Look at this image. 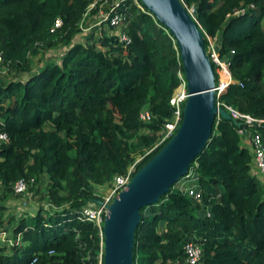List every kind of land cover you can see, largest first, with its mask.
Returning a JSON list of instances; mask_svg holds the SVG:
<instances>
[{
	"label": "trees",
	"instance_id": "trees-1",
	"mask_svg": "<svg viewBox=\"0 0 264 264\" xmlns=\"http://www.w3.org/2000/svg\"><path fill=\"white\" fill-rule=\"evenodd\" d=\"M103 1L0 0V63L6 68L26 69L37 48L66 45L58 61L0 82V131L7 136L0 139V189L12 191L18 178L32 188L41 174L48 181V206L16 217L9 252L0 245V264H102L101 225L80 214L99 200L91 184H110L134 154L152 147L135 170L170 137L154 145L172 118L168 98L179 81L176 67L183 75L174 37L123 0L115 11L124 17L128 42L104 29L89 33L86 42L72 41L81 15L96 13ZM182 2L192 6L204 47L205 35L216 36L218 55L228 60L233 81L218 104L254 120L234 118L236 125L215 118L187 170L197 174L200 198L173 182L156 202L141 206L132 262L188 264L182 246L194 240L202 264H264V166L261 179L251 172V148L237 132H257L264 146V0ZM55 17L61 23L50 31ZM141 110L149 111L148 120L139 118Z\"/></svg>",
	"mask_w": 264,
	"mask_h": 264
},
{
	"label": "water",
	"instance_id": "water-1",
	"mask_svg": "<svg viewBox=\"0 0 264 264\" xmlns=\"http://www.w3.org/2000/svg\"><path fill=\"white\" fill-rule=\"evenodd\" d=\"M174 37L187 95L170 137L107 202L101 222L102 264H133L134 230L141 206L156 202L183 176L204 147L216 117L232 118L217 103L215 74L203 34L182 0H139ZM236 125L240 122L232 118ZM96 202H100L97 200Z\"/></svg>",
	"mask_w": 264,
	"mask_h": 264
},
{
	"label": "built area",
	"instance_id": "built-area-1",
	"mask_svg": "<svg viewBox=\"0 0 264 264\" xmlns=\"http://www.w3.org/2000/svg\"><path fill=\"white\" fill-rule=\"evenodd\" d=\"M123 0H110L107 6V13L104 17V20L107 21V24L114 27H119L120 30L117 33L118 39L123 42H128L129 38L124 31L125 20L121 13L116 12L115 8L119 6V4ZM134 3L140 10L145 11L146 13L152 15L148 10H144V6L138 2V0H130ZM90 4L89 6H91ZM241 9H236L234 12H239ZM61 23L59 17H55L49 30L52 31L56 27H58ZM212 39L216 36L205 35L207 40V44L205 46V50L209 56V59L214 64V71L216 73L215 80V91H221L225 88V86L232 82V78L230 76V72L228 70V60L226 58H221L218 55L216 50V46L211 42ZM1 61V57H0ZM179 81L177 85L173 88L168 102L173 107L172 118L164 124V129L161 136L158 138L156 143L161 142L168 136H170L175 128L177 127L180 118V104L184 101L187 91L185 87V79L182 73L179 71L177 74ZM218 103V101H217ZM227 111L231 115L232 118L240 119L244 122H251L254 118L250 117L247 114L241 113L238 110L232 108L231 106H226ZM149 111L141 110L139 112V118L142 120L149 119ZM238 134H241L247 138L249 146L251 148V159H252V167L251 172L257 175L263 171L264 166V146L262 144L261 138L257 132L248 131L245 128H239L237 130ZM7 138L5 132L0 131V139L5 140ZM152 148V147H151ZM149 148L147 151H149ZM134 163H130L124 172L115 174L112 177V180L109 184L108 192L106 195L102 196L99 199L100 202H95L93 205H85L80 208V214L87 220L93 221L98 227L101 225L103 214L105 212V204L109 202L112 196L124 186V184L129 180L131 176V172L134 170ZM197 174L194 171H187L183 176H181L175 185L179 190L186 193L191 198L198 200L200 198V189L196 184ZM27 188V182L23 178H18L12 183V192L20 193L23 192ZM184 260L188 264H202L201 261V248L197 241L187 240L184 242L183 246Z\"/></svg>",
	"mask_w": 264,
	"mask_h": 264
},
{
	"label": "rangeland",
	"instance_id": "rangeland-1",
	"mask_svg": "<svg viewBox=\"0 0 264 264\" xmlns=\"http://www.w3.org/2000/svg\"><path fill=\"white\" fill-rule=\"evenodd\" d=\"M109 2L110 0H104L99 6L98 11L94 14H91L89 10H87L81 15L77 22L78 30L74 33L72 41L86 42L89 33L95 37L102 29H104L107 34H117L119 32V27L108 29L106 24L103 23L105 21L104 17L107 13L106 8ZM186 8L193 16L192 6L189 5ZM263 22L264 19L262 20V23ZM210 38L212 40L211 42L215 45L216 37L213 39L212 37ZM56 39H58V37ZM65 49L66 45L60 41L37 48L36 51L28 54V68L26 69L6 68L5 65L0 63V82L11 78L23 79L26 76L35 73L46 62L58 61L60 55L65 51ZM178 72L179 70L176 67V73L178 74ZM245 138V136H241L240 141L248 147L249 143L245 140ZM143 150V153L140 152L133 155L132 162L140 160L141 156L147 151V149ZM251 165H253L252 162ZM257 176L260 179L263 178V174L261 173H258ZM176 184H178L177 180L174 182L173 186ZM47 186L48 181L46 179V175L41 174L37 182L33 184V187L29 188L28 184V188H26L23 192L14 193L9 191L7 193H3L0 189V245L4 246L3 252H9V245L13 242L11 239L12 236H10V228L15 223L16 217L22 213L33 214L38 209L40 210V208L48 206L46 203ZM91 186V196L101 199L102 196L107 194L109 183L101 185L92 183ZM8 219H10L9 222H7ZM3 226H5V229Z\"/></svg>",
	"mask_w": 264,
	"mask_h": 264
},
{
	"label": "crops",
	"instance_id": "crops-1",
	"mask_svg": "<svg viewBox=\"0 0 264 264\" xmlns=\"http://www.w3.org/2000/svg\"><path fill=\"white\" fill-rule=\"evenodd\" d=\"M239 135H241V134H239ZM241 136H243V135H241ZM245 140H247V138H245ZM245 145V144H244Z\"/></svg>",
	"mask_w": 264,
	"mask_h": 264
}]
</instances>
